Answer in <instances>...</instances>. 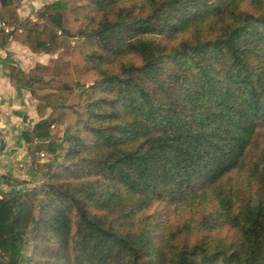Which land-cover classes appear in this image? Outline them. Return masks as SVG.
Wrapping results in <instances>:
<instances>
[{
	"label": "trees",
	"instance_id": "trees-1",
	"mask_svg": "<svg viewBox=\"0 0 264 264\" xmlns=\"http://www.w3.org/2000/svg\"><path fill=\"white\" fill-rule=\"evenodd\" d=\"M22 1L0 0L2 38L60 51L9 71L49 158L0 189V264H264V0H54L35 18Z\"/></svg>",
	"mask_w": 264,
	"mask_h": 264
},
{
	"label": "crops",
	"instance_id": "crops-1",
	"mask_svg": "<svg viewBox=\"0 0 264 264\" xmlns=\"http://www.w3.org/2000/svg\"><path fill=\"white\" fill-rule=\"evenodd\" d=\"M41 0H23L18 8L21 17L35 18ZM46 52H34L12 37L0 39V189H22L37 179L30 160L29 145L23 132L40 119L36 99L28 88L14 85L9 77L13 66L24 71L36 63H46ZM23 165L22 167L18 165Z\"/></svg>",
	"mask_w": 264,
	"mask_h": 264
},
{
	"label": "rangeland",
	"instance_id": "rangeland-1",
	"mask_svg": "<svg viewBox=\"0 0 264 264\" xmlns=\"http://www.w3.org/2000/svg\"><path fill=\"white\" fill-rule=\"evenodd\" d=\"M52 1H54V0H41L40 1V4H39V6H38V8H40L42 5H44V4H46V3H50V2H52ZM22 4V3H21ZM35 14H36V11H35ZM28 17V16H27ZM84 18V16L81 18V19H83ZM76 24L74 23L73 24V26H75ZM72 44L75 46V45H78L77 44V42H75V41H73L72 42ZM58 51H60V50H58ZM58 51L56 52V53H50V58L51 57H54V56H56L57 55V53H58ZM78 51H76V52H73V54H72V59H75V60H78ZM49 58V59H50ZM48 59V60H49ZM48 62V61H47ZM51 76L50 75H45L44 76V79H45V82H43V83H41L40 85H41V87L37 90V93L38 94H43V93H45V92H47V91H49V90H51L52 89V87H56L57 85H58V83L60 82V79H55L54 80V77L52 78H50ZM32 95V94H31ZM35 98V97H34ZM36 99V102L38 103V99L37 98H35ZM36 103V104H37ZM50 112V109L48 108L47 109V113H49ZM56 131H57V129H56ZM40 145H41V147H40ZM32 149L33 150H37V151H39V152H44V155H41L39 152H34V154L33 153H31L30 152V150H29V154H30V162H31V164H32V160H33V157H36V159L38 160V161H46V160H48V158H49V154L46 152V150L43 148V146H42V142L41 141H36L35 140V142L32 144ZM18 166H20V167H22L23 165H18ZM33 169H34V167H33ZM38 176V175H37ZM39 180V176L37 177V179L36 180H34V181H29V183H28V185L27 186H31V185H33L34 183H36L37 181Z\"/></svg>",
	"mask_w": 264,
	"mask_h": 264
},
{
	"label": "built area",
	"instance_id": "built-area-1",
	"mask_svg": "<svg viewBox=\"0 0 264 264\" xmlns=\"http://www.w3.org/2000/svg\"><path fill=\"white\" fill-rule=\"evenodd\" d=\"M13 29H14V26L8 20L0 18V39L2 38L3 35L10 33ZM20 30L21 29H19V31ZM35 140L39 141L38 139H35ZM39 153L41 155H44V152H39Z\"/></svg>",
	"mask_w": 264,
	"mask_h": 264
}]
</instances>
